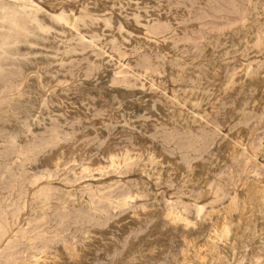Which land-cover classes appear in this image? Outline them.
I'll use <instances>...</instances> for the list:
<instances>
[{"label": "rangeland", "instance_id": "rangeland-1", "mask_svg": "<svg viewBox=\"0 0 264 264\" xmlns=\"http://www.w3.org/2000/svg\"><path fill=\"white\" fill-rule=\"evenodd\" d=\"M259 180L264 0H0V264H181L208 224L162 213L231 199L224 264H264Z\"/></svg>", "mask_w": 264, "mask_h": 264}, {"label": "bare ground", "instance_id": "bare-ground-1", "mask_svg": "<svg viewBox=\"0 0 264 264\" xmlns=\"http://www.w3.org/2000/svg\"><path fill=\"white\" fill-rule=\"evenodd\" d=\"M59 20H60V22L65 23V25L68 26V28L70 27V28H72L75 31V28L72 26V21L73 20L71 22H69V23L65 22L62 19H59ZM78 26H79V24H78ZM238 147H240L239 144L237 142H234L232 144L230 153H232V155L236 154V152L238 151ZM122 154H124V153H122ZM118 158H120V157H117L114 154L110 155L108 157V161L106 163L96 162V163H94L92 165H85L82 168V171H85V172H88V173H93L94 171L101 172V171L106 170V169L109 170V168H112V167H114L117 164V160H119ZM130 158H127V155L124 154V155L121 156V161L125 162L126 160L128 161ZM119 164H120V162H119ZM246 185H247V188H246L247 191H246V189H245V191H246V193H248V196H249V198L252 201V203H251L253 205L252 207H254V210H255V208L259 207L261 209V212H262V215H263L264 214V180H259L257 182H250L249 184H246ZM231 198H234V197H231ZM126 199L129 202H132L133 200H135V198H131V197H127ZM233 203H234L233 199L229 200V202L224 205L222 211L217 210V209H213V210H210V211H203V209L201 207H199V208L197 207L198 208L197 215H195L194 218H192V219H188V218L182 216L181 214H179L178 210L176 208H169V210H167L164 213H162L164 215V217L168 220V222L173 224V226H174V224L178 225V223L180 225H182V227H186L189 224L195 225V223H197L196 220L205 221L208 224V226L205 228V230H206L205 237L206 238L203 239V241L201 243H199L197 241L198 240V236L187 235L185 233H183L181 235V233H180V236H181V239H182L184 245L181 248V251H180L181 259L177 261L178 263H181V264H193V261H194V263H195V261H197V262H200L201 264H207V262L209 261V262H211V264H224V262H226L224 260L225 255H224V251L223 250L226 248L227 240H228L229 234L231 232L230 227H231V224H232L231 221H229L230 219L229 220L227 219V216L229 215L231 210L235 209ZM254 210H252V211H254ZM256 218H259V217H256ZM254 225H255V228H256V224H254ZM259 226H261V225H259ZM259 226H257V228ZM244 231H245V229H244ZM259 232L261 233L262 231H258V232L257 231H255V232L252 231L251 232V235H250V238H249V243L251 245H253L252 243L254 242V240L257 239L258 236L260 235ZM262 241H263V239H262ZM243 246H245V245H243ZM258 246H254V247L256 248ZM74 251H75V249H74ZM75 254H76V252H75ZM56 255L53 254V255L50 256V255H47V253L45 251H41L39 254L37 253L35 255H32L28 259H24L23 261H21L18 264H48V262H49L48 260H52V261L55 260L56 259ZM251 257H253V256H251ZM261 264H263V263L261 262Z\"/></svg>", "mask_w": 264, "mask_h": 264}]
</instances>
